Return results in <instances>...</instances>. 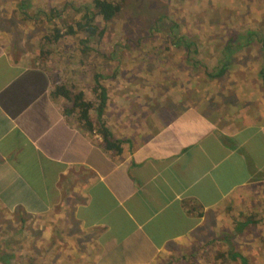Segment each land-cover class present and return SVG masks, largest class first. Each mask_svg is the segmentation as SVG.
Returning <instances> with one entry per match:
<instances>
[{
  "label": "crops",
  "instance_id": "1",
  "mask_svg": "<svg viewBox=\"0 0 264 264\" xmlns=\"http://www.w3.org/2000/svg\"><path fill=\"white\" fill-rule=\"evenodd\" d=\"M49 1L0 0V234L31 264L264 257V79L243 44H177L131 74L118 44L81 53L43 28ZM56 86L92 104L90 131Z\"/></svg>",
  "mask_w": 264,
  "mask_h": 264
},
{
  "label": "rangeland",
  "instance_id": "2",
  "mask_svg": "<svg viewBox=\"0 0 264 264\" xmlns=\"http://www.w3.org/2000/svg\"><path fill=\"white\" fill-rule=\"evenodd\" d=\"M89 1H69L64 14H71L78 5H89ZM121 1L120 18L107 23L102 35L90 38L87 44L89 46L91 44L98 50L103 49L106 44H118L121 61L124 65L131 64L132 69L130 67L129 71L131 74H143L150 71L153 64L161 65L165 61L162 54L166 53L165 50L171 52V49L178 48L175 45H177V38L181 35L193 44L222 43L227 39L231 40V44L242 43L243 50L237 52L239 56L243 53V59L253 58L258 66H252L251 69H261L264 59V0ZM49 2L55 10L60 9L63 3L62 0ZM215 10L219 18L224 21L223 27L216 24ZM98 25L102 26L99 20ZM83 37V34L77 32L71 38L66 37L62 43L67 44L69 41L78 49L79 40ZM72 52V59L76 60L74 49ZM183 53H185L183 57L188 58L189 54ZM88 71L90 72L89 67ZM235 230L237 232L234 235H238L239 231H243V226H236ZM8 235L0 234V264H26V262L31 264L34 259L27 251V246H25L27 250L19 249V244L15 242V239L7 237ZM167 260H164L166 262L163 264L197 262L194 258ZM243 260L246 264H264V257H247ZM224 264L239 263L235 259L226 261Z\"/></svg>",
  "mask_w": 264,
  "mask_h": 264
},
{
  "label": "trees",
  "instance_id": "3",
  "mask_svg": "<svg viewBox=\"0 0 264 264\" xmlns=\"http://www.w3.org/2000/svg\"><path fill=\"white\" fill-rule=\"evenodd\" d=\"M67 4L68 3H62L61 8L58 10L50 8L48 12L41 9L38 13L40 16V23L43 28H65L64 34L73 35L77 32L83 34L84 37L79 40V43L82 45L81 53L91 52V49L87 45L88 40L92 37H100L104 28H106V24L113 20H118L121 16L120 11L122 10L121 0H90L89 5H78L74 8L71 14L66 15L64 14V10H66ZM214 14L217 17L216 24L223 27L222 23H224V21L222 18H219V14L216 10ZM98 20L102 23L101 27L98 25ZM60 36L61 34H59V31L54 29V33L51 36L52 40H57ZM44 39L46 40L47 38L44 37ZM187 39L188 38L181 35L177 38L176 44L187 45L190 43ZM226 42H231V40L227 39ZM219 73H221V71H219ZM258 73L264 79V67L260 69ZM94 78L95 82L92 91L95 93V100L98 101L94 107V111L97 119L99 120V116L102 113L104 102L106 100V91L99 82L102 79L101 75L96 74ZM54 89L56 95H61L62 98L70 102L72 111L75 109L77 110L78 120L84 121L86 123L85 126H87V129L90 131L91 124L89 123L87 111L92 104L90 105V103L83 101L79 92L71 93V90H67L66 88L64 89L63 86H56ZM96 132L100 135L103 142V148L105 150H113L115 152L119 151L117 142L110 139L109 131L103 123H98L96 126ZM262 242L264 246V238L262 239ZM218 255L219 256L216 257L213 263L223 264L224 261H228V259H226L222 254L219 253ZM2 256L1 258L3 259ZM229 259L232 261L237 259L239 264H246L244 263V258L240 257L236 253H230Z\"/></svg>",
  "mask_w": 264,
  "mask_h": 264
}]
</instances>
